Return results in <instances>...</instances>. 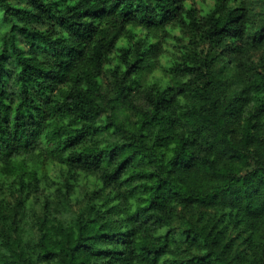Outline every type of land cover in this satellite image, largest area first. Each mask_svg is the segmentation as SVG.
Here are the masks:
<instances>
[{"label":"trees","instance_id":"1","mask_svg":"<svg viewBox=\"0 0 264 264\" xmlns=\"http://www.w3.org/2000/svg\"><path fill=\"white\" fill-rule=\"evenodd\" d=\"M206 1L0 0V264H264V13Z\"/></svg>","mask_w":264,"mask_h":264},{"label":"rangeland","instance_id":"2","mask_svg":"<svg viewBox=\"0 0 264 264\" xmlns=\"http://www.w3.org/2000/svg\"><path fill=\"white\" fill-rule=\"evenodd\" d=\"M252 10L257 14L264 13V0H247ZM215 5L214 0H207L206 2H200L198 7L203 8L204 10H210ZM174 34L178 36L180 34L179 31H175ZM174 36V35H173ZM154 42H158V47L160 48V52L158 53L157 60L159 64L152 69L151 72H147L144 76V79L151 80L153 78H161L165 76L162 71V67L170 63L175 57L179 54V46L180 42L173 37L170 38H158L154 39ZM242 59H247L252 61L253 63H259L262 58H264V47L253 49L249 51L247 54L239 55ZM170 79V77L168 78ZM194 212H198L194 211Z\"/></svg>","mask_w":264,"mask_h":264}]
</instances>
